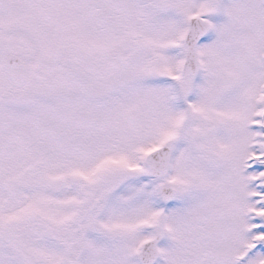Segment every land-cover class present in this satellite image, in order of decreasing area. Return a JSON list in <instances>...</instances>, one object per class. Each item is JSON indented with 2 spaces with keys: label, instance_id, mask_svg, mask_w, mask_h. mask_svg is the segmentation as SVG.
Returning <instances> with one entry per match:
<instances>
[{
  "label": "snow or ice",
  "instance_id": "6c2138e0",
  "mask_svg": "<svg viewBox=\"0 0 264 264\" xmlns=\"http://www.w3.org/2000/svg\"><path fill=\"white\" fill-rule=\"evenodd\" d=\"M0 264H264V0H0Z\"/></svg>",
  "mask_w": 264,
  "mask_h": 264
}]
</instances>
